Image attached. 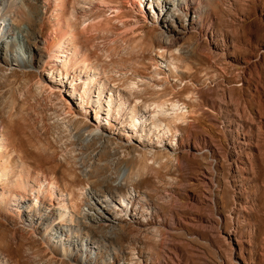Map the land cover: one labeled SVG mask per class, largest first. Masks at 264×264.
Masks as SVG:
<instances>
[{"label": "rangeland", "instance_id": "374dc122", "mask_svg": "<svg viewBox=\"0 0 264 264\" xmlns=\"http://www.w3.org/2000/svg\"><path fill=\"white\" fill-rule=\"evenodd\" d=\"M18 1L0 19V264H264V0L168 23L158 0ZM61 51L92 72L65 74ZM20 169L74 217L46 218ZM89 189L114 198L93 218Z\"/></svg>", "mask_w": 264, "mask_h": 264}, {"label": "bare ground", "instance_id": "6f19581e", "mask_svg": "<svg viewBox=\"0 0 264 264\" xmlns=\"http://www.w3.org/2000/svg\"><path fill=\"white\" fill-rule=\"evenodd\" d=\"M18 2H20V1L13 0L9 5L5 6L4 7V11L5 12L2 14L3 16L2 15L0 16V19H3V20L6 19V14L7 13L10 14V13H12L14 11L15 8L19 7ZM131 3L134 4L136 7H138L139 10H141L142 7H143L142 0H131ZM203 3H204V0H161V1L158 0L157 5L158 6H160V5L162 6V8H161L162 9V12H163L162 17L164 18V22L165 23H168V21H171L172 18H175L178 15L188 16V15H190L191 12L196 13V16L199 17L200 13L203 10H205V7H206V5H204ZM170 18H171V20H169ZM1 24L2 23H0V25ZM75 32H76L75 31V28L73 27L72 24H70L69 34L72 37H74L75 36ZM62 38L60 39V42L58 41L59 43H57V47H59V48H61L62 45H63V43L61 42V40H63ZM170 43H171V41L169 42V40L168 41L167 40H164V42H163L164 48L162 50H165V48L167 49V46H169ZM61 52H63V54L62 55H58V56L62 57V60L61 61H62L63 67L65 68V74H68V70L70 68H74L75 67V65H73L74 63L72 64V61L80 60V58L78 59V57L75 56V54H77L76 51H75L74 55H72L70 53H67V51H61ZM47 56H48V59L49 60H54V59H52V57H51L50 54L47 55ZM55 60H57V59H55ZM80 61L82 62V65L81 66L83 67V69H87V70H89V72H92L91 69H92L93 66L90 65V62L87 59L84 58L83 60H80ZM170 64L166 63V66H169L170 67ZM72 65H73V67H71ZM96 72H97V70H96ZM86 76H89V75L86 74ZM69 77L70 76H68V79H69ZM61 78H63V77H61ZM95 79H96V77H91V79L88 80V77H86V79L83 80V83H84V91L85 92L89 89V87L86 86V83H91V81H93ZM132 85H133V83H132ZM138 86L139 85H136V87H138ZM132 87H134V85ZM40 88H41V90L45 91L46 93L56 95V93H55V86L52 83V81L43 83ZM131 89L133 90L134 88H131ZM134 92H138L137 89H135ZM48 96H50V95H48ZM110 100H111V98H110ZM157 103L155 104V102H154L155 105H154V107L152 109L153 114L149 118H152L153 116H155L157 114L165 113L166 110H164V108L162 107L164 104H162L160 102L162 104V106H161V104H159V103L157 104ZM173 103L175 104V102H173ZM173 103H172V106H174ZM136 105L137 104H134L133 103V105L131 107V113H132V115H134L138 119V115H137V112L135 110L136 107H137ZM143 110H144V113H146L147 109L145 107L143 108ZM66 112H67V110H66ZM156 118H157V116H156ZM158 118H160V117H158ZM174 119H176V118H174ZM151 120H154V119H151ZM157 121H158V119H157ZM154 122H156V121H154ZM153 124H155V123H153ZM158 124H160V123H158ZM168 129H170V128H168ZM86 133L89 136L90 135L95 136V137L98 136V133L94 129H90V130L85 129V130L82 131V134L85 135ZM0 145H1L0 146L1 148L0 149L2 151H5V150L8 149V141L3 136H0ZM1 150H0V152H1ZM65 160H67V159H65ZM70 171H72V170L70 169ZM44 172H40V173H38L37 175H35L33 177V182L37 186V189H34L33 185L29 184V178H27L26 176H24V173H22L21 172V169H20V172H18V176L15 179H13V181H12L13 184H14V187L17 188V189H25L27 186H30L31 190L33 191V194L35 193V197H36L35 199H36V201L39 199V201L42 202L44 200V198H47L48 197L49 204L51 205V209H50L49 213L46 215V218L50 219L51 217L58 216V218L60 220L61 219H64V218H68L69 220H71L74 217V215L72 213H69L68 210L66 209L67 208L66 201H68L71 204V207L73 209L75 206H77V205H75V204H77L76 203L77 200L75 202L72 201V194H68L70 196H67V197H66V194H64L65 197H62V196L55 197L56 190H57V188H59V186L57 184V180H55V178L52 177L53 176L52 174H51L52 175L51 176L52 178H48L47 177V174H44ZM92 175L93 174H91L90 176H92ZM55 177H57V176H55ZM81 190H82V188H81ZM73 192H74V190H73ZM83 192L85 193V191H83ZM87 195H89L90 199L93 201V202H91L93 204V206H91L90 208H88L87 211L85 210V212H83V214H85V215H87V216H89L91 218H93V213L91 211L94 210V209H96L97 206L100 207L101 206V203H110V202L114 203V198L113 197L107 196V197H103L102 198V196L100 197L99 194H97L96 192L92 191L91 189L88 190ZM53 224H55V223H53Z\"/></svg>", "mask_w": 264, "mask_h": 264}]
</instances>
